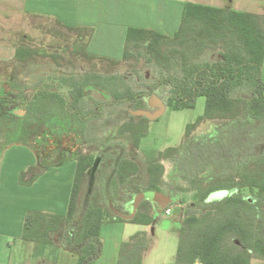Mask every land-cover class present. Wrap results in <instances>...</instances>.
Segmentation results:
<instances>
[{"label": "trees", "instance_id": "16d2710c", "mask_svg": "<svg viewBox=\"0 0 264 264\" xmlns=\"http://www.w3.org/2000/svg\"><path fill=\"white\" fill-rule=\"evenodd\" d=\"M219 43L222 50L217 58H201L205 49H214ZM36 52L20 46L15 48L14 56L16 60L27 61ZM138 55L146 56L158 69L155 82L147 86L144 94L153 93L158 86L166 88V104L174 109L194 107L196 98L204 97L203 115L187 124V132L204 118L222 120L213 130L190 136L180 145L157 153L159 157L175 161L170 180L181 179L187 183L186 188L177 184L175 191L193 192L197 206L182 219L173 264H250L252 257L264 259V82L261 78L264 16L186 3L180 27L171 36L151 29H127L122 59H134ZM92 77L86 75L80 82L63 79L69 92L75 91L71 96L72 105L85 118L90 115L85 111L88 104L85 92L91 87ZM242 90L250 93L246 95ZM123 92L119 89L113 98L116 107L121 106L116 112L132 97L139 96ZM53 95L56 96L54 92ZM19 97L27 102L26 94L21 93ZM103 110L100 103L99 115ZM30 113L28 106V114L18 124L8 125L9 130H3L0 120V155L12 143L29 144ZM138 125L131 120L121 127L122 131L130 132L135 146L141 134ZM16 128L25 140L8 138V133L15 132ZM80 129L83 131V126ZM74 159L76 169L67 213L29 212L24 219L23 237L44 244L57 243L76 255L77 264H95L102 253V220L107 210L113 214L99 200L93 202V192L86 199L83 187L87 184L86 170L92 165V156L77 154ZM145 171L150 189L160 191L157 182L162 166L150 160ZM32 176L31 180L36 174ZM219 190L228 193L209 201V195ZM153 219L149 216L144 224H150ZM135 220L139 221L136 216L131 221ZM146 242L144 231L123 241L117 264H141Z\"/></svg>", "mask_w": 264, "mask_h": 264}, {"label": "rangeland", "instance_id": "374dc122", "mask_svg": "<svg viewBox=\"0 0 264 264\" xmlns=\"http://www.w3.org/2000/svg\"><path fill=\"white\" fill-rule=\"evenodd\" d=\"M86 30L82 29H66L59 25L55 20L51 18L21 15V16H8L0 14V87L4 86L5 89L9 87H16L22 90H30L33 86L38 84L41 79H49L53 77L57 80L59 75H64L66 78H71L75 82H80L86 75H93L89 79L90 83L89 90H87L86 96L91 99L99 100L102 104L103 100L101 94L92 87L97 86L105 90L112 98L115 97L119 89H123L125 93H137L132 97L131 101L123 108L125 110H137L144 109L146 106L143 104L148 91L147 86L155 82V75L158 72L157 66L154 62H149L146 56H140L129 60H122L120 62H111L103 59H94L85 55L83 49L88 51H107L98 39L88 48L85 41L87 38ZM113 46L112 51L116 50L115 37L112 38ZM79 43V47L76 44ZM24 46L33 48L37 52L34 53L27 61L17 62L15 56H10V52H14L15 48ZM4 47V48H2ZM2 50H4L2 52ZM221 44H217L214 49H205L203 52L202 59H215L221 52ZM10 56V57H9ZM264 74V73H263ZM138 77V80L135 78ZM167 89L161 86L155 87L152 91L153 94L158 98L161 96L165 97ZM70 90H68L69 92ZM143 92V93H142ZM244 94H249L250 91H243ZM75 93L69 92V97ZM242 93V94H243ZM141 94V96H140ZM147 100V99H146ZM89 101V100H88ZM71 104V103H70ZM205 99L203 96H198L195 100V106L183 109H174L169 105L165 104L164 112L155 119H149L144 116H140L139 119L128 117L138 124L140 138L135 149L136 156L144 159L145 161H155L162 166V173L158 179L157 185L162 193H166L168 190L169 175L172 170L173 162L170 158L159 157L157 153L159 150H164L168 147H175L182 143L190 136H198L211 130L218 123L222 122L220 119H204L202 122L197 124L198 126L187 132V124L195 122L199 116L203 115ZM117 107V109H120ZM122 109V110H123ZM85 105V111H87ZM121 110V111H122ZM23 113V112H22ZM40 126L32 131L38 130V138L33 142V145L37 147L38 158H42V166L48 167L53 164L58 157H72L75 155L88 154V150H96L99 139H103L107 133L104 130L100 132V135L96 131H88L86 128L83 140L85 143L76 138L74 135L62 136L57 139V144L52 145V138L45 137V133L49 132V129L41 127L42 131H39ZM3 130H9L8 124L4 125ZM45 130V131H44ZM45 132V133H44ZM115 132V131H114ZM8 138L12 141H22L25 137L20 134L19 129H15V132H9ZM31 135L28 139V146L14 145L11 148L3 150L2 156L0 155V194H2V201L6 205L5 213L15 215L19 209L16 205H7V198L4 199V194H9V187L14 184L13 177H22L24 171L28 170L32 174L37 173L41 170L42 166H33L31 163L36 160L35 154L30 153L27 149L31 148ZM49 134L47 133V136ZM182 141V142H181ZM58 147L55 153H52V149ZM61 167L55 172H58L56 180L52 183L45 182L48 177H42L41 181L35 185V188L31 190V194H36L35 198L29 200L28 207L34 209H40L45 207V204L49 203L52 199L53 203L57 200L61 202L63 206L64 196L66 194L65 189L68 188L70 176L73 175V163L68 159ZM126 159L120 161L119 172L116 174L117 180L112 179L110 183H106L105 174H99L97 184L94 187L91 199L93 202L99 200L100 203L106 207L107 197L105 190L112 199V202L121 210L126 212L128 206H132L134 199L140 193L150 192V185L147 181V172L142 171L143 187H136V184L128 183L129 170L126 168ZM55 168H51L50 172H54ZM53 174V173H50ZM57 174V173H56ZM7 180L5 177H8ZM133 176V175H132ZM24 177V176H23ZM22 177V180H23ZM140 177V174L138 175ZM66 178V179H65ZM102 178V179H101ZM31 179V177H30ZM68 179V180H67ZM73 180V178H72ZM20 181V180H19ZM121 181L123 189L121 190L118 186V182ZM62 185H59L62 183ZM23 185L25 183L21 182ZM180 185L183 188L187 187V183L181 180ZM28 184V182H27ZM52 185L57 189L58 193L52 192ZM61 186V187H60ZM181 187V188H182ZM85 190L87 184H84ZM27 190L26 188H21ZM69 189V188H68ZM187 192V193H185ZM217 192V191H216ZM174 193V192H173ZM192 193L190 191H175V195H180V200H174L171 206V215H165L163 211L157 214L150 224H148L147 242L145 254L142 258L144 264H173L179 241V232L183 217L187 212H192L197 209L195 206ZM124 195V202H121L120 198ZM47 196V198H43ZM213 198V199H220ZM147 199L145 196L141 197V201ZM211 199V200H213ZM179 200V201H178ZM209 200V201H211ZM0 201V202H2ZM128 201L127 205H123ZM139 202V203H140ZM99 203V202H98ZM179 203L180 206L177 204ZM177 205V206H176ZM133 207V206H132ZM106 209V208H105ZM60 211V208H59ZM34 212V211H32ZM111 212V211H110ZM150 214H153L150 213ZM148 214V217L150 216ZM147 216L137 213L136 218L139 220L131 221L124 220L111 216L108 213L104 216L101 223L100 239L102 242L101 255L95 261V264L104 263L103 259H106V264H117V251L120 244L123 241H128L130 237L140 232L141 229H145ZM50 247L52 243L48 244ZM46 245L43 241L37 242L34 249L37 251L42 250ZM48 247V248H50ZM55 251V248H53ZM24 251V250H23Z\"/></svg>", "mask_w": 264, "mask_h": 264}, {"label": "crops", "instance_id": "0c3cea01", "mask_svg": "<svg viewBox=\"0 0 264 264\" xmlns=\"http://www.w3.org/2000/svg\"><path fill=\"white\" fill-rule=\"evenodd\" d=\"M186 3L201 4L264 16V0H0V14L3 16L31 15L51 18L64 26L86 30L89 32L85 41V43L88 42V48L98 39L105 46V49H107V51L103 52L88 51L86 49L88 55L94 59L120 62L123 60L122 56L128 28L151 29L171 36L180 27ZM114 37L116 50L112 51V38ZM10 53H12L10 56L15 55V51ZM263 73L264 61L261 68V78L264 82ZM20 144H10L6 149ZM21 146H24V144ZM27 149L30 153L35 154L36 160L34 162L32 160L31 162L34 164L33 166H42L43 161L41 157L38 158V153L33 149ZM68 159L73 163V175L70 176L69 183L67 184L69 189H65L66 194L64 196L63 206L61 207V202L56 200L53 203V200L50 199L49 203L40 209L28 207L29 200L36 197V194H31V190L35 188V185L41 181L42 177H48V180H45L48 183L56 180L59 174L55 171L66 161H69ZM51 168H55L54 172H50ZM75 169L76 160L74 158L60 157L56 164L48 165V167L46 166L37 173H34L36 177L33 180L30 179V177H33V174L28 170L22 172L24 173L23 180L20 177H13L14 184L9 187V194L7 196L4 194V199L7 198L8 206L16 205L19 211L15 212V215H11V212L6 214V205L2 201V194H0V201H2L0 202V264H77L76 255L60 247L57 243L51 245L55 248V251L48 244H45L47 246H45L46 248L37 251V249H34L37 242L24 239L23 237L24 219L29 212L39 211L59 215H65L67 213ZM7 178L10 177H5L6 180ZM1 179L0 175V182ZM21 182L25 183V185ZM62 184L63 182L59 185ZM21 188H26L27 190L24 191ZM51 190L55 194L58 193L53 185ZM43 198H47V196H43ZM170 205L172 204L170 203L168 206ZM177 205L180 206L179 203ZM140 231H144L147 234L148 225ZM116 251L118 256V250ZM144 254L145 250L143 256ZM103 261L104 263L102 264H106V259H103ZM141 264H144L143 260ZM250 264H264V259L252 257Z\"/></svg>", "mask_w": 264, "mask_h": 264}, {"label": "flooded vegetation", "instance_id": "af4514ba", "mask_svg": "<svg viewBox=\"0 0 264 264\" xmlns=\"http://www.w3.org/2000/svg\"><path fill=\"white\" fill-rule=\"evenodd\" d=\"M16 61L18 62L19 60ZM19 62H24V61H19ZM47 78L41 79L38 84L33 86L28 91L16 87H12V88L9 87L8 89H5L4 86L0 87V100H1L0 120L3 126L6 124L8 125L18 124L21 121V119L28 114V106H29L31 110L30 127L32 131L36 128L37 125L40 126L39 131L43 130L41 129V127H45L46 130L49 129V132H47L49 135L47 136V133L44 132L45 133L44 136L52 138V145L57 144L56 140L66 135L67 136L74 135L76 138H78L81 141V143H85V141L83 140V136L86 128H88L89 132L96 131V133H98L99 135L100 132H103L104 130L107 129V131L105 132L107 133L106 136L103 139L98 140L99 143L96 150H88L87 151L88 154H86L92 156L93 161L95 159L99 161L98 167L94 175V183L91 193L93 192L94 187L97 184V179L99 174L101 175L105 174L106 176L105 180L107 184L110 183L112 179L117 180L118 176L116 174L120 171L119 163L124 159H126V161L128 162L127 164L128 166L126 167L129 170V174L127 178L128 183L132 185L136 184V187H138V189L142 188L144 184L142 182L143 180L142 171L143 170L145 171V169L149 165V162L145 161L139 156H136V152L133 151L132 147L135 149L137 145L136 146L134 145L133 140L131 139L132 137L130 135V132L121 130V127L124 123L131 121L128 117L139 119L140 116H134L131 114L129 110H125V109H123L120 112H116L117 107H116L115 99H113L105 90L92 85V87L96 89L99 92V94H101V97H103L102 99L106 100L107 102L103 101L104 110L99 115L98 113L99 104L101 102L99 100H95L94 98L89 99L88 97H86L89 100L87 104V109L90 115L87 118H85L84 116L81 115V113H79V111L77 110L78 108H75L72 105L73 97L70 98L68 92L70 88L66 80H63L66 79V77L61 74L59 75L57 80H54L53 77H49V79ZM135 79L138 80V77H136ZM53 92L55 93L56 96L53 95ZM21 93L27 95L26 103L22 102L21 97H19ZM145 95L146 97L143 104L146 106V110L154 111L155 109H157V106L154 105V103L152 104L153 106L151 107V104L149 102L153 93L145 94ZM159 98L162 99L166 104V100L163 96L162 97L160 96ZM42 105H44V108H41ZM200 122H202V120ZM82 126H83V131L80 129V127ZM213 128L211 130H213ZM37 133H39L38 130L32 132L31 135V143H32L31 148H33V150L36 151V153H37V147L35 146L36 143L34 141L38 138ZM33 142L35 143L34 145ZM57 149L58 147L56 145V148H53L51 150L52 153H55ZM59 158L60 157H58L57 160L52 165L56 164L59 161ZM172 162H173V166H172V170H173L176 165H175V161L172 160ZM43 168L44 167L42 166L41 170ZM139 174L140 177H138ZM88 179H87V184H88ZM180 181L181 179H175L174 181H171L169 179L168 181V185H167L168 190L164 194L168 195L172 199L171 204L173 203L174 200L177 199L180 200L179 194L177 196L175 195V186L177 184H180L179 183ZM118 186L121 190L123 189V185L121 181L118 182ZM105 194H106L105 197H107L106 208L109 209L108 198L110 197L107 193V189L105 190ZM120 200L121 202H124L123 201L124 195L121 196ZM127 202L128 201H126L123 205L128 206L129 203ZM157 207L158 206L156 205L155 202L145 199L138 204L135 216L137 215V213L139 214L144 213L148 215L152 212L153 214H150V216L151 217L156 216ZM131 211H132V206H128L127 211L124 213H130Z\"/></svg>", "mask_w": 264, "mask_h": 264}, {"label": "water", "instance_id": "95a60500", "mask_svg": "<svg viewBox=\"0 0 264 264\" xmlns=\"http://www.w3.org/2000/svg\"><path fill=\"white\" fill-rule=\"evenodd\" d=\"M151 107L153 106L152 104L154 103V105L157 106V109H155L154 111L151 110H144V109H137V110H129L131 112L132 115L134 116H145L149 119H155L158 116H160L164 110H165V103L162 99L156 97L154 94L152 95V97L149 100ZM99 161L97 159H95L92 163V165L86 170V173L88 175V184H87V188H86V199L89 197V195L91 194L92 191V187H93V183H94V175L96 172V169L98 167ZM228 193V191L226 190H219V191H215L212 192L209 197L208 200H211L213 198H218V197H224L226 194ZM145 196L148 200L155 202L156 205L158 206L156 208V214L161 213L166 206H168L172 199L162 193L161 191H156V190H150V192H145V193H140L133 201L132 204V211L130 213H124L122 211H120L112 202V200L110 198H108V207L109 210L111 211V213L115 216V217H119L122 218L124 220H132L135 217V213L137 210V206L141 200V197ZM153 218H155V216H153ZM154 220V219H153ZM194 264H200V263H194Z\"/></svg>", "mask_w": 264, "mask_h": 264}, {"label": "built area", "instance_id": "2783aa9c", "mask_svg": "<svg viewBox=\"0 0 264 264\" xmlns=\"http://www.w3.org/2000/svg\"><path fill=\"white\" fill-rule=\"evenodd\" d=\"M171 206H168V207H166L165 209H164V211H163V213L165 214V215H171Z\"/></svg>", "mask_w": 264, "mask_h": 264}]
</instances>
